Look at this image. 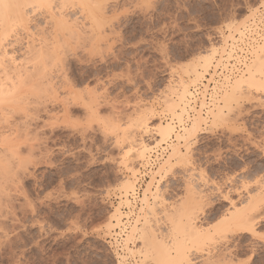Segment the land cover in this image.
Masks as SVG:
<instances>
[{
    "label": "rangeland",
    "instance_id": "rangeland-1",
    "mask_svg": "<svg viewBox=\"0 0 264 264\" xmlns=\"http://www.w3.org/2000/svg\"><path fill=\"white\" fill-rule=\"evenodd\" d=\"M103 1L98 0L99 5L107 3L102 11L80 8L82 17L78 14L79 19L77 17V22L73 23L85 33L63 43L70 44L64 45L69 52L82 45L94 46L95 50L90 49L93 51L80 56L85 62L80 59L82 64L71 67L70 76L78 85L75 91L83 94L81 97L84 99L69 106L67 113L56 111L51 105L44 111L42 106L28 100L22 103L23 108L16 107L23 109V117L27 115L32 139L27 141L30 136L23 139L25 142H20L19 153L17 151L16 154L18 160L22 158L21 161L27 165H24L25 171L18 169L16 175L13 174V179L17 180L3 187L12 198L8 196L4 200L3 204L7 205H3L0 198V264H159L152 253L146 256L137 253L140 245L137 234L130 239L127 235L137 217H142L139 199L151 175L176 143L175 137L158 148L161 155L157 165L141 176V168L150 156V153L146 154L135 166L133 179L120 164L122 150L114 144L120 141L128 121L144 109L138 108L140 102L153 109L152 124L171 123L160 99L170 81L181 77L183 69L211 47L221 45L227 53L233 54L224 56L219 63L220 57H215L213 66L226 68L234 60L232 58H236V52L242 54L238 45L248 38L246 30L250 23L264 13V7H261L264 0H150V7H141L145 0ZM260 8L263 12H259ZM244 20L245 24L238 31L229 33L227 25ZM263 37L264 32L249 48L248 54L246 51L249 57L242 59L243 70L236 77L217 75L216 68L215 72L204 75L200 86L194 87L195 84L184 79L188 83L189 94L194 96H191V101L198 100L196 104L191 103L195 111L200 105L203 88L206 89L208 106L215 97L216 105L224 107V119L213 122L208 117L201 133L190 143L192 166L204 172L216 186H213L214 190L211 187L202 192L193 189L191 194L194 193L192 197L194 195L196 199L191 211L203 226L211 229L221 221V211L226 203L220 196L229 190V180L230 184L233 183L231 178H238L237 181L244 179L253 187H264V75L256 73L261 79L255 77L259 82L263 81V86L246 85L240 98L234 102L231 100V105L221 100L224 91H229L231 82L251 65L254 59L252 48L264 43ZM64 46L60 50H65ZM209 74H213V79L207 82L212 77ZM256 79L253 81L257 82ZM93 96L99 97L97 104L88 100ZM208 106L202 114L212 108ZM16 112L13 113L19 119L22 112ZM13 113L9 114L12 116ZM189 115L191 119L195 113L190 112ZM125 178L135 181L134 192L138 198L135 203L133 200L129 202V193L124 197L116 190L118 183ZM167 180L168 177L159 183L160 194L167 202L183 203V198H186L183 187ZM230 197L235 198L233 195ZM161 205V210L168 212L166 209L169 207ZM115 208L121 213L123 223L124 218L130 217L126 222L128 232L123 235L121 252L114 240L117 229L106 228L108 216ZM199 222L195 224L197 227L201 225ZM261 236H264V231ZM206 241L209 240H205L202 247L195 243L193 246L204 251L213 242ZM214 259L204 264H216ZM235 260V264H264V246L255 252L243 249Z\"/></svg>",
    "mask_w": 264,
    "mask_h": 264
},
{
    "label": "bare ground",
    "instance_id": "bare-ground-1",
    "mask_svg": "<svg viewBox=\"0 0 264 264\" xmlns=\"http://www.w3.org/2000/svg\"><path fill=\"white\" fill-rule=\"evenodd\" d=\"M74 1L76 0H0V198L3 200L2 204L9 196L5 193L3 187L8 186L16 179L13 178L18 169L22 172V170L25 171L23 168L27 166L24 164V160V163L21 161L22 158L18 160L16 155L17 151L19 153L18 145L20 142L22 144V142H25L23 139L31 135L27 115L23 117V109L18 110L22 107V103L28 100L30 103L42 106L44 111H46L47 106L51 105L54 106L56 111L66 112L68 108L70 109L69 106L77 105V101L84 99V97H81L83 94L79 95L81 93L75 91L78 85L70 76L73 71L71 67L73 64H82L80 60L82 57L80 56L82 53L94 49V46L82 45L69 52L68 47L64 46L67 44H63L67 43L68 39L73 41L85 33L84 29L73 23L77 17L79 19L78 14L82 17V9L76 7L80 0L78 2ZM102 2L104 1L102 0ZM105 4H100L101 7L98 0H92V6L87 9L102 11L106 9ZM259 12H263L262 8ZM93 19L95 20V18ZM244 24L245 20L237 24L231 23L229 26L227 25V29L230 31L229 33L235 32ZM263 32L264 13H260L246 30V37L248 38L242 44H237L242 54L240 51L236 52V58H232L234 60H231L230 64L224 69H221V66L218 68L213 66L215 57H220L218 61L216 60L219 63L224 56L228 55L230 57L232 54L227 53L226 48L221 45L211 47L208 52L205 51L204 55L197 57L189 67L183 69L181 77L170 81L167 91L160 97L164 104L163 111L169 117L171 123L167 125L152 124L155 115L153 109L140 102V105L139 103L137 105L138 108L142 107L144 109L135 113L128 121L126 128L121 132L120 141L114 144L122 150L120 164L133 179L136 174L135 166L143 160L146 154L150 153V156H147L148 159L144 167L141 168V176L148 174L157 165L161 155L158 148L168 143V140L173 137L176 141L171 146L167 158L151 175L143 190L142 198L139 199L141 200L142 217L141 219L137 217L134 225L131 226L130 235H127L129 236L128 239L135 234L139 236L138 242L140 245L137 253H142L144 256L152 253L154 260H159L156 261L159 264H204L205 261L214 258L216 264H235L236 255L243 249L248 248L251 252H255V250H259L260 247L264 246V241L261 238L264 231V187L260 183L259 187L255 186L256 183L253 187L250 183L244 182L242 177L243 180L241 181H237V177V179L231 178L232 184L228 179L230 185L226 184L229 187L228 193L225 192V195L220 196L223 202L226 203V207L221 211V221L216 223L219 225L212 227V229L210 226H203L202 221L199 222L198 216H193L191 209L196 199L194 195L192 197L194 193L191 194L193 189L202 192V190H210L209 188L212 187L214 190L213 186L215 185L208 180L204 172L196 170L192 166L189 160L190 143L195 141L201 133V127L206 123L208 117L215 122L222 117L224 119L225 115L222 114L224 107L216 105L215 97L211 99V106L206 104V89L204 88L202 92L200 91V105L198 110L195 111L194 107H191V103L196 104L198 100L193 99L194 101H191L193 95L189 94L188 83L184 80H190L192 84H195L194 87H197L204 79V75H207L210 71L215 72L216 68L217 75L222 74L225 77H232L239 74L243 70L242 59L249 57V55H246V51L248 54L249 48L255 41H259L263 36ZM239 35H242V33ZM96 36L100 35L96 34ZM62 45L66 49L62 50L61 48V51L60 47H63ZM251 52L254 56L251 65L245 67L246 71L242 72H245V74L241 73L235 78L231 82L229 91H224L221 97V100L225 101L226 104L231 105L232 101L234 102V100L240 98V94L243 92L242 89L246 85L260 87L259 84L263 83L255 77H257L256 73H260L261 76L264 75V43L254 46ZM237 57L241 58L238 59ZM82 60L84 61V59ZM209 75L212 77H209L210 79H207V82L213 79V74ZM259 75L258 79L261 77ZM217 77L215 78L217 79ZM73 78L75 77L73 76ZM254 79L257 82H254ZM261 86L263 85L261 84ZM205 87L207 88V86ZM48 96L51 97V100ZM98 99L99 97L94 98V96L88 98L91 103L96 104L99 102ZM89 101H87L88 104ZM91 105L93 106V104ZM206 106L212 108L202 114V111L207 108ZM16 109L17 112H22L21 115L18 113L20 115L19 119L16 118L17 114L15 116L13 113L16 112ZM190 112L195 113L191 119ZM9 113H13L12 116H15V119ZM188 122L189 124H187ZM30 138L31 136L27 141ZM21 146L24 147V145ZM152 160L154 163H151ZM167 177L170 184L175 182L177 186L183 187L184 191L182 192H186L183 203L180 201L178 205H175V202H167L161 195L162 193L160 194L159 183ZM134 182L130 178H125L116 187L118 193L124 194V197L129 193L127 198L131 203L132 200L135 203L138 199L137 192H134ZM155 183L158 186H154ZM228 194L235 196V198L232 199ZM11 198L9 196V199ZM159 204H163L165 208L169 207L166 209H169V213L165 212V209L161 210ZM198 214L196 213V215ZM129 220L130 217L124 218V224L121 220V213L117 208L111 211L108 216V227L106 228L109 230L117 229L114 236L117 248L122 247V239L125 237L123 235L127 231L126 222ZM140 220L141 224H138ZM196 222L201 225L197 227ZM205 240H209L208 242L213 241L206 250L202 251L203 248L193 246L195 243L196 245L200 244L202 247ZM194 247L197 248L194 249ZM118 251L121 252V248Z\"/></svg>",
    "mask_w": 264,
    "mask_h": 264
},
{
    "label": "snow or ice",
    "instance_id": "snow-or-ice-1",
    "mask_svg": "<svg viewBox=\"0 0 264 264\" xmlns=\"http://www.w3.org/2000/svg\"><path fill=\"white\" fill-rule=\"evenodd\" d=\"M92 6V0H80L79 4L76 5V7L79 8H88ZM150 0H145V3L141 5V7H150ZM261 7H264V5H261ZM227 11L226 10V14H225V20L228 19V15H227ZM262 239H264V237H262Z\"/></svg>",
    "mask_w": 264,
    "mask_h": 264
},
{
    "label": "built area",
    "instance_id": "built-area-1",
    "mask_svg": "<svg viewBox=\"0 0 264 264\" xmlns=\"http://www.w3.org/2000/svg\"><path fill=\"white\" fill-rule=\"evenodd\" d=\"M151 163H154V161L152 160V162Z\"/></svg>",
    "mask_w": 264,
    "mask_h": 264
}]
</instances>
